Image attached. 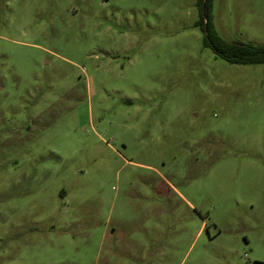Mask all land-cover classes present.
Listing matches in <instances>:
<instances>
[{
	"label": "rangeland",
	"instance_id": "374dc122",
	"mask_svg": "<svg viewBox=\"0 0 264 264\" xmlns=\"http://www.w3.org/2000/svg\"><path fill=\"white\" fill-rule=\"evenodd\" d=\"M264 44V0H213ZM199 0H0V264H264V63Z\"/></svg>",
	"mask_w": 264,
	"mask_h": 264
},
{
	"label": "trees",
	"instance_id": "16d2710c",
	"mask_svg": "<svg viewBox=\"0 0 264 264\" xmlns=\"http://www.w3.org/2000/svg\"><path fill=\"white\" fill-rule=\"evenodd\" d=\"M213 0H199L201 18L197 21L205 32L204 41L226 60L234 63H264L263 43H238L223 39L216 31L212 14Z\"/></svg>",
	"mask_w": 264,
	"mask_h": 264
}]
</instances>
